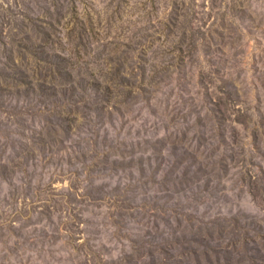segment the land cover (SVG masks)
I'll return each instance as SVG.
<instances>
[{
  "label": "rangeland",
  "instance_id": "374dc122",
  "mask_svg": "<svg viewBox=\"0 0 264 264\" xmlns=\"http://www.w3.org/2000/svg\"><path fill=\"white\" fill-rule=\"evenodd\" d=\"M0 264H264V0H0Z\"/></svg>",
  "mask_w": 264,
  "mask_h": 264
}]
</instances>
